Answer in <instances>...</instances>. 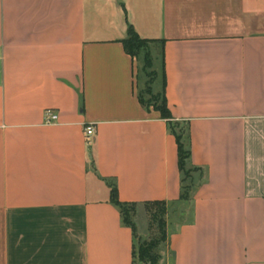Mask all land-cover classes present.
Returning a JSON list of instances; mask_svg holds the SVG:
<instances>
[{"label": "crops", "instance_id": "0c3cea01", "mask_svg": "<svg viewBox=\"0 0 264 264\" xmlns=\"http://www.w3.org/2000/svg\"><path fill=\"white\" fill-rule=\"evenodd\" d=\"M130 25L186 125L187 179ZM112 185L177 208L160 264H264V0H0V264H132Z\"/></svg>", "mask_w": 264, "mask_h": 264}, {"label": "trees", "instance_id": "16d2710c", "mask_svg": "<svg viewBox=\"0 0 264 264\" xmlns=\"http://www.w3.org/2000/svg\"><path fill=\"white\" fill-rule=\"evenodd\" d=\"M153 41L154 40L140 37L136 30L130 25L128 28L127 37L123 39V44L126 51L133 57H140V55L143 53L145 65L152 67L154 65V58L151 52V43ZM153 71L156 77V69H154ZM164 89L165 88H163L162 90V103L160 106H155L154 109L158 110L161 116L168 120L170 130L176 136L178 145L179 167L182 172H184L185 178L187 179L192 168H188V159L190 157L191 149L186 138V125L178 121H173ZM139 98L144 106L148 108L151 107L143 101L140 94ZM177 127L181 128L180 132L177 131ZM188 195L189 186L185 185L182 198H187ZM111 201L119 208L122 216V222L125 225L129 226L133 231L134 239L136 240V242L134 244L132 264H160L161 257L158 252V247L160 246V244L168 240L166 216L170 209L167 202L163 200L146 201L143 203L124 202L119 199L118 191L115 185H112L111 187ZM139 207L143 210V213L146 216L147 232L151 234L150 237L144 241V244L140 245L139 258H137L136 245L139 235L136 217L139 212ZM157 224L158 230L154 234L152 230L154 229V225ZM158 233L159 236H156Z\"/></svg>", "mask_w": 264, "mask_h": 264}, {"label": "rangeland", "instance_id": "374dc122", "mask_svg": "<svg viewBox=\"0 0 264 264\" xmlns=\"http://www.w3.org/2000/svg\"><path fill=\"white\" fill-rule=\"evenodd\" d=\"M156 51H154L155 53ZM144 55L143 53L138 57V63H137V72H138V80H139V94L142 97L143 101L151 107L160 106L162 103V90H158L157 84L153 86L152 81L154 80L155 74L154 69L156 68V62L154 61V65L152 67L146 66L144 61ZM151 86V87H150ZM181 128L177 127V131L180 132ZM177 208L171 207L169 210L166 218H167V229L169 228L170 221H177V217L175 215ZM173 219V220H172ZM134 220V217H133ZM141 222L140 217H137V224H138V239H137V245H136V257L139 258V251H140V245L144 244V241L150 237L151 233H148L147 231L145 233L141 232L143 231L142 227L140 228L139 223ZM142 226V225H141ZM154 229L152 230L154 234L158 230V224L154 225ZM153 236V235H152ZM159 236V233L156 235ZM158 252L160 254V262L169 252V244L168 240L166 242H163L158 247Z\"/></svg>", "mask_w": 264, "mask_h": 264}, {"label": "built area", "instance_id": "2783aa9c", "mask_svg": "<svg viewBox=\"0 0 264 264\" xmlns=\"http://www.w3.org/2000/svg\"><path fill=\"white\" fill-rule=\"evenodd\" d=\"M45 122L47 124L54 123L58 120V113L54 112L52 109H47L45 111ZM85 132L88 136H91L95 132V127L93 124H89L85 128Z\"/></svg>", "mask_w": 264, "mask_h": 264}]
</instances>
